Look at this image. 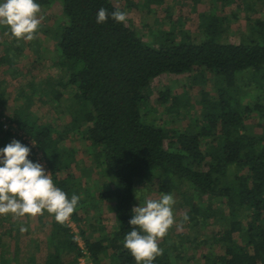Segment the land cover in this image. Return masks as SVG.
Segmentation results:
<instances>
[{"label":"trees","instance_id":"trees-1","mask_svg":"<svg viewBox=\"0 0 264 264\" xmlns=\"http://www.w3.org/2000/svg\"><path fill=\"white\" fill-rule=\"evenodd\" d=\"M156 1L160 2H152ZM190 1L195 6L207 2ZM235 1L253 11L258 4L264 6V0H210V11L200 14L201 35L181 32L177 39L165 33L153 46L133 21L111 19L112 12H125L114 0H36L41 7L62 5V18L50 36L57 41L53 66L63 75L39 87L31 81L19 92L22 105L10 106L5 78L20 72L18 62L9 56L11 45L4 49L0 68H8L0 73V149L11 143L12 133L1 122L6 118L35 142L31 146L21 136L16 139L31 149L28 159L37 163L36 150L41 151L55 185L69 199L73 194L80 197L71 219L80 229L86 252L68 222L60 224L53 215L47 255L39 264H66L67 255H73L74 264L86 255L94 264L106 257L110 264H136L123 241L132 230L129 221L139 186L160 194L182 192L194 224L209 220L220 224V235L198 264H264V130L257 133L248 123L264 125V19L252 21L249 16L250 37L238 43L225 41L222 28L227 19L218 14L217 5L227 7ZM100 8L109 13L103 24L96 22ZM0 28L11 42L16 39L7 26ZM167 74L194 76L195 82L211 74L217 93H201L200 116L183 112L188 103L178 96L171 99L167 89L152 101L153 81ZM240 83L251 87L249 98L235 90L241 89ZM68 92L72 97L61 108ZM45 96L60 118H70L68 123L56 127L31 113L36 99ZM154 104L177 110L175 119L187 123L168 129L162 116H155ZM71 133L89 144L93 158L94 168L84 169L87 177L80 179L75 172L77 151L65 143ZM96 176L103 178L97 189L96 180L93 184L88 180ZM103 205L114 212L117 225L110 234L94 237L96 227L83 225L81 213L93 210L92 219L99 222ZM188 244L197 251L193 240ZM183 245L167 234L160 241L163 255L153 264H178L184 259ZM28 262L37 264L33 256ZM0 264H21L20 256L7 258L2 250Z\"/></svg>","mask_w":264,"mask_h":264},{"label":"rangeland","instance_id":"rangeland-1","mask_svg":"<svg viewBox=\"0 0 264 264\" xmlns=\"http://www.w3.org/2000/svg\"><path fill=\"white\" fill-rule=\"evenodd\" d=\"M147 1L150 4L146 7L145 4ZM152 1L155 0H114L117 6H123L125 8L127 18L137 25L139 33L144 41L153 46L159 45L160 38L163 37L165 33H173L177 39H179L181 32L190 33L194 37H196V35H201L199 27L200 14L210 11V0H206L207 2L196 6L190 0ZM0 2H3V0H0ZM217 7L216 11L218 14L227 19L222 28V35L225 41L238 43L243 39H247L250 37L249 25L252 24L251 22L257 19H264V6L261 4L254 7L256 11L247 9L240 1H235L227 7H222L218 4ZM38 15L41 18V24L36 33V38L32 41L22 40L24 42H21V40L15 39L11 42L8 33L0 28V55L6 54L4 49H9L8 45H11L9 56L11 57V55H13L12 57L18 62L16 69L20 72L19 76H7L5 78L4 86L11 95L9 102L10 106L16 104L22 105L23 100H20L21 96H19V92L22 88H28L31 81L39 87L44 81L58 79L63 75L58 68L53 66L52 54L55 52L57 41L50 36L53 30L58 26L59 19L62 18V5L57 2L50 6L41 7V11ZM249 16L252 21L248 20ZM6 37H8V39H6ZM7 41L11 43H6ZM2 68L5 69L8 68V66L4 65V67H1L0 73H2ZM199 77V79H196L197 82H195L194 76H175L167 74L156 78L151 86L152 101L157 99L161 91L167 89L171 93V99L178 96L182 98V101L188 103L189 107L186 110L181 108L183 112L189 111L187 113L200 116L202 110L201 93L205 91L209 95L214 96L217 93L218 84L214 82L213 75L211 74H205ZM240 86L241 89L235 88V90H238L240 97L249 98L251 87L241 83ZM71 97L72 94L69 92L65 94L63 106L61 108L66 106L67 99ZM47 100V96L42 99L44 103L36 99L34 105L30 108L31 113L33 115H39L40 122L52 123L56 127L68 123L70 118L67 120L60 118L61 116L54 111L51 104L47 103ZM169 104L171 103L169 102ZM154 105L155 108H157L155 116L161 115L163 118L162 124L168 129L174 126H180V123L181 125L187 123L186 120L180 122L179 120L181 119H175L177 110H172V112H170V110H166L164 105ZM248 123L256 127L255 131L257 133L264 130V125L259 126L256 120H250ZM17 133H20V130ZM17 136L18 134L12 135L10 138L11 142L16 140ZM66 139V145L75 148L77 151L76 156L79 164L75 166L76 174L79 176V179L81 178L80 176L87 177L83 175L85 172L84 169L89 171V169L91 170L94 168V166H92V155L88 153L87 150V145L89 144L80 142L79 137L74 133L69 134V136L67 135ZM44 170L46 174L50 173L49 168L45 167ZM88 180L91 184L96 180L95 182L98 185H95V189H97L100 183L102 184L103 178L96 176ZM138 189L136 207H139L140 204H143L148 198L158 199L161 195L157 190L150 191L145 188L142 189L141 186H139ZM181 193L175 192L173 194L175 199L173 212L176 223L169 230L168 235L178 245L182 242L184 244L181 253L184 259L180 260L178 264H198L201 255L209 249L214 238L220 235L221 227L217 221L213 222L210 220L207 224H194L195 221H192L194 215L189 214L191 213L189 212L190 208L184 204ZM99 212H101L100 221H95V223L92 219L94 214L93 210L89 211V213H81V216L84 218L83 225L86 227L89 225L96 227L93 234L94 237L102 238L103 235L110 234L114 230L117 221L114 212L108 210L107 205H103V207L99 209ZM185 214L189 217L187 221L183 220ZM52 220L53 215L47 213L46 210L42 215L36 217H14L12 214L0 215V253L4 250L7 258H13L14 255L18 253L21 264H31L28 262L31 256L35 257L37 264L41 263L47 255L46 237L51 233L53 227ZM67 222L76 235L80 246L83 248L85 245L77 223L74 222L71 217ZM22 227L26 228L27 231L21 232ZM181 235L186 238V242H184ZM191 240H193L194 244L198 245L196 252L192 247H189L188 243ZM206 242L208 243L207 245ZM215 251L220 253L219 246L216 247ZM175 253H179V251ZM72 261L73 255L65 256L64 262L66 264H74ZM110 263V258L106 257L103 258L100 264ZM77 264H94V262L91 260L88 261L86 258H80Z\"/></svg>","mask_w":264,"mask_h":264},{"label":"clouds","instance_id":"clouds-1","mask_svg":"<svg viewBox=\"0 0 264 264\" xmlns=\"http://www.w3.org/2000/svg\"><path fill=\"white\" fill-rule=\"evenodd\" d=\"M40 11L36 0H3L0 2V25L7 26L14 38L32 41L41 24ZM108 19L107 10L100 8L96 22L103 24ZM111 19L123 23L127 13L116 10L111 13ZM30 154L31 149L17 140L0 149V215L36 217L46 210L58 223H66L80 197L73 194L69 199L40 163L28 159ZM174 204L172 194H161L158 199L148 198L132 209L129 221L132 230L125 235L123 247L131 253L136 264H153L163 255L160 241L176 223ZM188 219L185 214L183 220ZM25 231L27 229L22 227L21 232Z\"/></svg>","mask_w":264,"mask_h":264},{"label":"built area","instance_id":"built-area-1","mask_svg":"<svg viewBox=\"0 0 264 264\" xmlns=\"http://www.w3.org/2000/svg\"><path fill=\"white\" fill-rule=\"evenodd\" d=\"M1 122L3 123L4 130L10 131L12 133V135H15V134L17 135L18 134V136H21L25 141H27L28 144H30L31 146H35V144L33 143V141L29 137L23 135L21 131H20V133H17L19 130L17 129V126L16 125L10 124L6 120V118H2L1 119ZM36 152H37V154H36L37 163H40L44 168L45 167L49 168L48 167V164H47V162L45 160L44 154L41 151H39V150H36ZM82 250H84V253L86 254V252H85V246L82 248ZM81 258L88 259V255L82 256Z\"/></svg>","mask_w":264,"mask_h":264}]
</instances>
